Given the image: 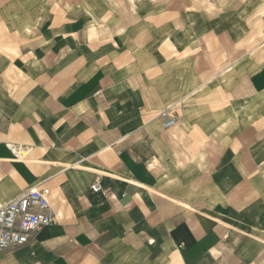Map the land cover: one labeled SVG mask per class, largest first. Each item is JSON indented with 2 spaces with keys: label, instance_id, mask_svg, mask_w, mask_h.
Instances as JSON below:
<instances>
[{
  "label": "crops",
  "instance_id": "0c3cea01",
  "mask_svg": "<svg viewBox=\"0 0 264 264\" xmlns=\"http://www.w3.org/2000/svg\"><path fill=\"white\" fill-rule=\"evenodd\" d=\"M263 6L0 0V205L57 218L0 264H264Z\"/></svg>",
  "mask_w": 264,
  "mask_h": 264
},
{
  "label": "built area",
  "instance_id": "2783aa9c",
  "mask_svg": "<svg viewBox=\"0 0 264 264\" xmlns=\"http://www.w3.org/2000/svg\"><path fill=\"white\" fill-rule=\"evenodd\" d=\"M164 109L160 115L165 117L164 125L173 126L176 119ZM17 158L25 160L30 148L20 144H8ZM100 185L92 189L98 191ZM50 188L33 189L16 197L13 201L0 205V250L26 243L31 234L43 225L56 221V211L50 202Z\"/></svg>",
  "mask_w": 264,
  "mask_h": 264
},
{
  "label": "rangeland",
  "instance_id": "374dc122",
  "mask_svg": "<svg viewBox=\"0 0 264 264\" xmlns=\"http://www.w3.org/2000/svg\"><path fill=\"white\" fill-rule=\"evenodd\" d=\"M262 11H264V6H263V8H262Z\"/></svg>",
  "mask_w": 264,
  "mask_h": 264
}]
</instances>
